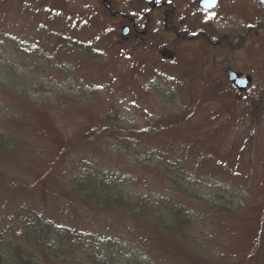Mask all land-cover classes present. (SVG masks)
<instances>
[{
    "label": "rangeland",
    "instance_id": "1",
    "mask_svg": "<svg viewBox=\"0 0 264 264\" xmlns=\"http://www.w3.org/2000/svg\"><path fill=\"white\" fill-rule=\"evenodd\" d=\"M98 1L0 0V133L13 146L0 154V232L24 239L23 219L36 212L84 238L117 237L127 251L145 250L155 238L158 264H264V110L255 114L258 101L239 94L219 56L213 65L198 59V43H179L156 20L150 33L159 30L156 42L173 43L174 60L150 44H129L125 4L107 10ZM229 22L199 17L188 28L196 32L201 24L215 38L228 34ZM240 23L243 30L248 25ZM254 54L240 52L231 67L243 75L262 71L251 87L261 89L259 96L264 66L252 63ZM110 127L111 139L94 140ZM151 155L161 168L146 162ZM166 159L173 172L165 170ZM84 170L121 178L113 188L133 199L174 197L194 213V240L157 234L129 212L82 203L66 185ZM182 173L192 184L182 182L180 195L167 178ZM212 191L229 197L233 210L186 198ZM36 256L60 264L41 248Z\"/></svg>",
    "mask_w": 264,
    "mask_h": 264
},
{
    "label": "trees",
    "instance_id": "2",
    "mask_svg": "<svg viewBox=\"0 0 264 264\" xmlns=\"http://www.w3.org/2000/svg\"><path fill=\"white\" fill-rule=\"evenodd\" d=\"M95 133L96 131L93 134ZM113 133L116 134L112 131V127L102 132L97 131L94 140L101 136L111 139ZM121 138L123 139L122 136ZM124 139L129 143L132 138ZM128 147L135 150L138 148L132 145ZM12 149L13 146L0 133V154ZM148 161H152L156 169L161 168L163 164L154 162L156 159L152 155L148 156L146 162L149 163ZM165 167L169 172L175 169V165H172L168 159ZM179 171H184V168H180ZM105 174L99 170H84L83 173L74 175L66 186L73 193L78 194V198L84 204H91L110 213L129 212L131 219L142 225L145 224L157 234L161 233L184 243L194 240V238L190 240V234L196 218L187 206L177 203L174 197L170 196L160 201L153 196L133 199L123 191H116L113 188L114 186L118 189V185L124 183L121 178L115 179ZM167 181L170 188L179 194L180 189L187 188L186 186L181 188L182 182L187 185L192 184L185 173L169 176ZM218 188L222 187L216 185L212 187L214 190ZM186 198L198 200L204 205L225 212L233 210L235 205L229 197L214 191L207 194L193 193ZM23 224L28 230L27 237L22 240L18 239V231H10L6 234L0 232V264H43L36 256L38 248H41L47 257L60 264H158L152 248L156 242L155 238L149 240L152 245L149 248L144 247L145 250L140 251L136 248L127 251L126 242L117 240V237L115 239L95 235L84 238L83 232L61 225L56 226L36 212L25 217Z\"/></svg>",
    "mask_w": 264,
    "mask_h": 264
},
{
    "label": "flooded vegetation",
    "instance_id": "3",
    "mask_svg": "<svg viewBox=\"0 0 264 264\" xmlns=\"http://www.w3.org/2000/svg\"><path fill=\"white\" fill-rule=\"evenodd\" d=\"M120 2L125 4L123 11L125 13L122 14V17L124 22H127L123 28L126 33V42L133 45L137 43L138 46L143 47L150 44V47L155 46V48L164 51L161 52L164 57L174 60L177 52L168 50V47L172 46L173 43L166 45L156 42L160 33L159 30L156 31L157 33L154 32V35L150 33L153 28H149L148 25L152 24L153 20L162 21L164 32L174 36V39L179 43L190 47H193L194 43H198L199 49L204 51L198 59L207 58L213 63L219 56L220 64L218 66L223 68L226 77L228 73L233 72L237 78H245L248 81L247 89L238 91L239 94L245 95L251 92L252 99L258 101L254 104L256 113L259 112L260 108H263L264 92L257 96L261 89L257 92H254L253 88L251 89L252 85L257 83L258 78L263 77L262 71L256 67L255 75H243L242 72L234 71L231 66L238 62L237 57L240 52H244L246 57L257 53L252 55L254 58L252 63L264 66V22L260 20L262 17L260 14H263L264 18V0L253 1V6H248L240 0H103L102 5L110 10L111 4ZM118 6L121 5L118 4ZM133 6L135 7L133 8ZM112 14L117 16L119 13L112 11ZM199 17L200 19L211 20L215 24L219 21L230 20L226 24V28L222 27L228 30V34H221L215 38L209 37L207 30L201 29L203 28L201 24L197 26L196 32H193L190 27L188 28V21H196ZM241 19L248 24L244 30L240 23ZM236 25L241 30H236L239 29V27L236 28Z\"/></svg>",
    "mask_w": 264,
    "mask_h": 264
}]
</instances>
